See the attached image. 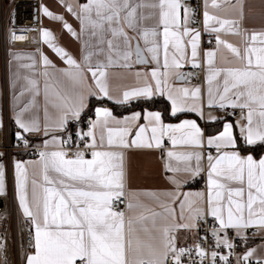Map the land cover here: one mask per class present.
Listing matches in <instances>:
<instances>
[{
  "label": "snow or ice",
  "instance_id": "snow-or-ice-1",
  "mask_svg": "<svg viewBox=\"0 0 264 264\" xmlns=\"http://www.w3.org/2000/svg\"><path fill=\"white\" fill-rule=\"evenodd\" d=\"M218 7L217 0H203L201 30L196 27L198 14L187 0H86L78 9L67 5V11L80 21L78 33L62 15L42 6L43 15L62 21L73 37L80 39L87 33L83 65L57 46L53 33L46 28H23L19 35L15 29L10 32V40L15 43L27 41V32L39 31L43 43L68 65L62 72L73 84L83 82L85 71L91 73L98 91H90V95L114 99L117 104L151 100L157 95L170 102V110L164 113L135 112L123 119H117L108 108H96V119L90 121L86 132H76L75 141L70 134L67 139L59 134L66 132L70 119L79 120L86 107L83 93H76L71 102L61 97L63 103L54 105L62 109L61 114L51 123L47 110L43 125L33 116L26 117L34 101L15 113V136L24 147L29 146L31 134L43 132L52 137L44 141L39 152L43 183L31 180V199L28 168L23 162L15 163L19 208L31 224L25 264H216L218 252L204 247L208 233L198 235L193 245L181 247L175 232L180 228L197 230L198 222L209 224L211 218L209 244L233 250L236 239L247 241L248 229L264 228V156L256 159L251 154L256 145H264V31L246 32L243 49L233 45L222 39L221 33L240 35L239 24L209 11ZM12 23L15 24L14 13ZM202 31L214 35L215 48L202 51ZM221 47L228 49L241 66L217 67ZM101 55L105 59L93 65V56ZM133 57L137 64L153 63L155 67L150 73L136 74L138 79L143 78L142 84L113 97L106 69L131 67ZM40 58L47 77L51 61L43 53ZM15 59L21 56L15 55ZM29 59L32 64L23 67L34 68V56ZM202 64L207 65L206 101L200 87L171 85L173 80H187L181 71L185 65L200 68ZM36 83L29 80L33 87ZM20 95H24L23 91ZM205 106L225 111L239 109L240 118L235 122L225 119L222 130L207 136L195 120L165 123L166 117L179 120L180 114L187 112L203 118ZM227 115H235V111ZM208 119L220 117L209 113ZM165 138L171 145L167 150ZM205 146L214 149L215 155L211 151L205 155ZM131 147L164 151V168L171 173L167 179L177 189L187 179L206 171V194L197 193L196 201L184 194L180 201V219H185L187 207V222H168L174 219L175 209L165 201L161 202L163 212L126 218V211L120 208L125 197L123 153L114 149ZM181 148L193 150H178ZM4 194L5 169L0 164V196ZM166 195L173 201L178 199L173 193ZM125 207L131 212L143 206L129 201ZM149 222L151 228L147 227ZM230 231L235 232V237L229 236ZM139 232L147 235V241L140 238ZM255 252L248 249L238 257L237 264H249ZM220 260L231 264L228 256H220ZM256 264H264V259H257Z\"/></svg>",
  "mask_w": 264,
  "mask_h": 264
},
{
  "label": "crops",
  "instance_id": "crops-1",
  "mask_svg": "<svg viewBox=\"0 0 264 264\" xmlns=\"http://www.w3.org/2000/svg\"><path fill=\"white\" fill-rule=\"evenodd\" d=\"M86 0H39V6L37 10V19L39 21V29L46 28L53 33L54 43L64 48L73 58L83 65L82 57L86 51L84 42L87 41V33L83 34L80 39L73 37L64 27L62 21L52 20L42 13V6L47 7L54 14L62 15L75 31L80 32V21L76 17L67 11V5L71 4L74 8L78 9L79 4L85 3ZM211 3V0H209ZM219 7L216 9L210 8L209 11L219 16L221 19L235 20L239 24L240 35H233L228 33H221L222 39L232 43L243 49L245 33L250 34L252 31H264V0H217ZM203 7V1H202ZM204 10V9H203ZM35 38V33L33 32ZM39 47L36 46H11L6 45L4 49V61L2 59V51L0 46V127L3 128L5 121L8 122L9 126H14L15 131L12 137H15L17 126L14 121V116L17 111L20 110L25 104L30 101H34L27 116H33L43 123L45 122V110H47L48 122H53L61 114V108L54 107V105H60L63 103L61 97H66L71 102L74 99L76 93H83L86 97V107L82 111L81 119L85 114H91L92 120L96 119L95 109L96 108H108L117 119H123L124 117L131 116L135 112L145 111H158L155 109H133L123 112L121 114L115 113L110 106L105 104H98L94 107H90L91 99H105L99 95H90L89 92H97L95 82L90 72L85 71V77L81 84H73L62 72L63 69L68 68V65L63 59H61L52 48L44 44L40 34H38ZM39 49V52L37 51ZM207 50L210 48H202ZM40 53L47 55L51 61V65L48 67V76L44 75L45 68L40 58ZM15 55H20L21 59L16 60ZM29 56H34L36 64L34 68H26L23 65L32 64V60ZM150 58V57H149ZM105 57L93 56L92 64L95 65L97 61H103ZM203 59V58H202ZM216 66L219 68L227 67H240V62L233 56V54L226 48L221 47L217 53ZM155 65L153 63L148 64H137L135 63V57L131 61V67H119L112 66L107 70L108 72V85L110 94L113 97H117L122 94L126 89L137 87L143 83V78L137 77V73H150ZM203 74L200 78L193 79L194 68L190 65H185L181 69L186 76L187 80L184 82L170 81L173 87H200L204 94L205 101L207 99V65L202 64ZM29 80H35L36 86L33 87L29 84ZM23 91L24 95L20 93ZM38 93V94H37ZM18 97V99H14ZM159 95L153 97L157 98ZM169 105L170 102L163 97ZM144 100V99H143ZM115 103V100H109ZM134 101V100H132ZM131 102V101H130ZM129 102V103H130ZM123 104V105H128ZM189 115L182 116L179 120H165V123H180L183 119L195 120L197 124L204 130L205 136L208 134L215 135L217 130H222L223 122L225 119L235 122L240 118V110L236 109L235 115H225L221 112V109L213 108L209 109L207 106L204 108V117L201 118L195 112H187ZM211 113L212 116L220 117L217 120H209L208 116ZM91 120V121H92ZM77 120H69L65 133L72 135L73 139H76V132L87 131L89 124H83L81 126L73 125V122ZM140 123H145L141 120ZM238 133V129L236 130ZM65 133H60L62 136ZM51 134L45 136L43 132L29 135V139L37 144L40 149L37 150V158L30 159L26 157V153L22 151H13L11 153L10 167L12 176V185L16 204L19 208V202L16 195L15 187V163L17 161L25 163L29 173V198L31 199V180L36 179L38 183H43L42 176V165L39 163L40 157L39 152L43 150V143L45 140H51ZM165 150L171 147L170 142L165 138ZM115 151L123 153V166L125 172V198L126 204L131 201L133 204H139L143 207H137L131 212H127L126 207V218H135L139 215L148 216L152 212H163L164 209L161 207V202L165 201L168 203V207L174 208V219L168 222H175L177 224L187 222L189 215L187 207L184 210V220L180 219V201L184 199V194H189V199L196 201L197 193H205L207 191V175L206 171L201 173L200 176L195 179H187L186 183L177 189L175 185L171 184L167 177L171 173H166L164 164L166 162V156L164 151L161 149L153 148H116ZM178 150H193V149H178ZM201 150V149H196ZM202 151L205 155L213 149H209L205 146ZM2 153V152H0ZM3 154V153H2ZM247 153H242V155ZM254 158L259 159L264 156V152L259 155H254ZM214 155V154H213ZM90 158V157H89ZM0 164H3L5 169V158L4 155H0ZM206 168V161L204 162ZM7 190V174L5 170V191ZM167 193H173L178 196V199L174 201L168 197ZM200 206L203 207V203L199 202ZM125 204V206H126ZM21 211V209L19 208ZM22 213V211H21ZM23 215V214H22ZM24 217V216H23ZM25 218V217H24ZM28 228L30 229L31 224L25 218ZM161 225L164 221L159 222ZM147 227L151 228V222L147 224ZM251 229H255V232H251ZM155 234V233H153ZM138 235L142 240L147 241L148 237L145 233L139 232ZM178 246L184 247L190 242L196 239V230L188 231L183 228L178 229L175 232ZM247 241H240V257L248 249H255V255L250 259H264V228H250L246 232Z\"/></svg>",
  "mask_w": 264,
  "mask_h": 264
},
{
  "label": "built area",
  "instance_id": "built-area-1",
  "mask_svg": "<svg viewBox=\"0 0 264 264\" xmlns=\"http://www.w3.org/2000/svg\"><path fill=\"white\" fill-rule=\"evenodd\" d=\"M203 0H187L189 5L194 8L198 14L197 19L199 23L196 27L203 29ZM39 6V0H0V46L2 51V59L4 61V49L6 45L11 46H36L39 47L38 34L39 31H29L26 33L27 41H17L12 43L10 40V32L15 29L17 35L20 34L19 30L23 28L39 29V21L37 19V10ZM13 13L15 14V24L12 23ZM35 33V38L33 37ZM211 40L212 43H208ZM35 41V42H34ZM202 48H215L214 35L209 36L203 33L201 39ZM203 74V67L194 68L193 79L200 78ZM236 110L227 109L221 112L225 115ZM92 120L91 114H85L81 119L74 121L73 125L81 126L83 124H89ZM69 133L63 134L61 137L67 139ZM74 141L76 139H73ZM40 147L29 139V146L24 147L17 141L16 136L12 137L10 132V126L5 121L4 127H0V152L3 153L5 158V170L7 174V190L5 194L0 196V244H3V249L0 250L1 261L0 264H25L24 255L29 251L30 233L27 222L19 210L14 195L10 159L13 151H22L26 153V157L30 159L37 158V150ZM215 155V150L213 149ZM126 198L124 197L123 204L120 205L122 210L125 209ZM211 223V218H209ZM210 223L204 224L198 222V229L196 230V238L199 235L204 237L208 233V239L204 241V247L209 250L215 249L218 252L216 264H224V261L220 260V256H228L231 264H237V259L240 257V240L236 239V247L233 250L227 248H215L214 244H209L210 240ZM251 232H255V229H251ZM230 237H235V232H229ZM197 240L190 242L186 246H191L196 243ZM231 251V255L229 252ZM257 259H250L249 264H256ZM205 264H208L205 261Z\"/></svg>",
  "mask_w": 264,
  "mask_h": 264
},
{
  "label": "trees",
  "instance_id": "trees-1",
  "mask_svg": "<svg viewBox=\"0 0 264 264\" xmlns=\"http://www.w3.org/2000/svg\"><path fill=\"white\" fill-rule=\"evenodd\" d=\"M98 104H105L107 106H110L112 110H114L115 113L121 114L123 112H126L128 110H133V109H155L158 110L162 113H164L166 110H169V105L168 102L163 98V97H157L153 98L151 100H143V99H138L131 101L128 105H123V104H117L113 103L109 100L105 99H91L90 100V107H94L95 105ZM189 115V113H182L180 114V118L182 116ZM165 120H177L176 118H165ZM15 131L14 126H10V132L11 135H13ZM262 152H264V145H256L255 146V151L253 152L254 155H259ZM24 153V152H22Z\"/></svg>",
  "mask_w": 264,
  "mask_h": 264
},
{
  "label": "rangeland",
  "instance_id": "rangeland-1",
  "mask_svg": "<svg viewBox=\"0 0 264 264\" xmlns=\"http://www.w3.org/2000/svg\"><path fill=\"white\" fill-rule=\"evenodd\" d=\"M0 261H1V257H0Z\"/></svg>",
  "mask_w": 264,
  "mask_h": 264
}]
</instances>
